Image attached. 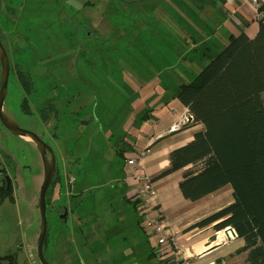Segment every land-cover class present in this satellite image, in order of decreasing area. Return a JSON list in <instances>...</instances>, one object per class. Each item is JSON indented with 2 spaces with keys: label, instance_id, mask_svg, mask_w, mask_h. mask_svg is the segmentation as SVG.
I'll return each instance as SVG.
<instances>
[{
  "label": "rangeland",
  "instance_id": "obj_1",
  "mask_svg": "<svg viewBox=\"0 0 264 264\" xmlns=\"http://www.w3.org/2000/svg\"><path fill=\"white\" fill-rule=\"evenodd\" d=\"M6 1L15 8V14L8 15L5 9L3 12L0 3V38L10 60L4 111L22 128L37 133L51 145L64 190L69 191L66 174L72 171L73 176L78 178L75 189L81 193L74 196L73 203L66 197L58 200L52 193L55 183L51 184L47 193L46 259L51 264H64V253L57 252L55 245L61 237L66 240L71 236L78 237V244L71 251L74 264H88L89 254L105 253L109 245L113 246L114 254L121 257L122 263L128 261L130 249L135 254H149L150 238L134 224L136 211L132 203H118L109 214L102 216L97 212L103 201L115 197L111 190L114 184L110 182L108 186L106 183L108 173L115 168L117 154L110 150V141L105 145L104 135L97 131L99 126L94 121L103 114L104 104L108 112H113L126 102L131 89L124 70L140 74L139 63L151 67L154 62L160 65L168 60L171 62L173 47L161 43L162 35H155L152 39L151 30L145 31L151 28L150 23H145L146 18L137 24L142 10L136 12L134 6L118 9V5L116 8L104 7L92 1L95 11L115 13V19L109 21L112 24L106 38L108 41L100 48L96 36L88 38V32L82 29L85 21L80 20L81 0ZM137 31L140 43H133ZM18 69L29 75V92L18 77ZM200 70L197 69L195 75ZM1 76L0 62V90ZM172 86L175 87L174 84ZM87 113L94 115L89 126L82 122ZM0 125L3 124L0 122ZM3 127L8 138L0 137V145L13 154V162L8 168L9 176L15 178L16 196L15 201L8 198L0 205V256L14 255L17 264H42L38 256V239L42 221L39 200L44 181V162L33 141L29 146L21 136ZM88 186L96 188L90 195H84L83 190ZM101 194H106V198L99 200ZM216 197L231 201L232 190L226 187ZM67 205L79 210L77 216L90 220L91 231H110L112 237L107 239L109 243L105 246L104 240L101 242L96 238V246L93 245V240L89 239L93 233L88 229L84 232L88 239L82 237L77 220L74 221L71 216L65 223L61 215L64 212L62 207ZM140 207L138 203V212ZM221 237L218 234V238ZM144 239H148V242L145 240L146 245ZM0 264H8V260H2Z\"/></svg>",
  "mask_w": 264,
  "mask_h": 264
},
{
  "label": "crops",
  "instance_id": "obj_2",
  "mask_svg": "<svg viewBox=\"0 0 264 264\" xmlns=\"http://www.w3.org/2000/svg\"><path fill=\"white\" fill-rule=\"evenodd\" d=\"M81 1L83 7L80 20L85 21V26L82 29L88 32V38L96 36L100 48L108 41L106 38L109 36L112 24L109 21L115 19V13L111 15L95 11L96 6L92 1L102 4L104 7L114 8L118 5V9H120L134 6L136 12L142 10L141 16L137 17V24L146 18L145 23H150L151 28H146L145 31L151 30L152 39L155 35L159 37L162 35L161 43L168 44L169 47L171 45L173 47L171 52L174 53L173 61L160 62L162 65L154 62L151 67H148V65L144 66L139 63L140 74L124 70L123 74L131 89L126 102H123L122 106L117 107L113 112L112 110L108 112V108L104 104L101 110L104 111L103 114L94 121L99 126L97 131L104 135L105 145L110 141V150L117 154L115 168H112L108 173V183H106L108 186L110 182L114 184L111 186V190L115 197L109 200L107 198L101 203L102 205L98 207L97 211L99 216L109 214L111 208L117 207L118 203L122 204L128 201L134 205L136 211L133 215L134 224L142 228L144 233L149 232L146 222L141 219L133 199L130 198L136 188L134 175L136 171H143L153 179L157 188L158 206L156 210H160L164 219L178 231L179 240L185 249L187 264H247L248 252H239L245 246L243 238L236 236L232 239L219 240L217 235L216 240L213 241L215 230L212 225L204 228H192V225L201 218L232 202L233 199L226 201L222 197H216L221 190L226 187L230 188V186L193 202L183 196L179 187L188 167L159 179L154 178L170 166V153L174 149L188 144L193 140L196 132L204 130V125L201 123H192L178 130H172L179 117L188 109L178 98L180 85L192 81L197 76L195 75L196 70H202L208 65L216 54L228 44L230 36L243 32L251 38L257 35L259 10L254 0ZM259 1L261 5H264V0ZM0 3L3 12L5 9L8 15L15 14L12 4L6 0H1ZM75 29L79 28L75 27ZM120 32L122 31L120 30ZM138 35L139 31L136 32L133 43H140ZM141 43L143 44L142 40ZM152 68L155 70L153 71ZM116 100H118L117 97ZM85 116L86 118L82 122L89 126L94 115L87 113ZM0 137L8 138V133L3 125H0ZM21 138L25 144L32 146L33 142L30 138ZM12 155L8 148L3 149L0 145V170L5 169L8 175V166L11 161L13 162ZM130 157H138L136 167L128 165L127 159ZM117 164L119 166H116ZM69 173L66 174V177L74 175L72 171ZM1 177L0 174V179ZM11 180L13 198L7 197L3 203L8 198L15 201V178H11ZM77 180L78 178H75L72 185L67 183L69 191H65L62 186V177L58 176L52 186L55 198L59 200L61 197H66L70 203H73L74 196L81 194L80 190L75 189ZM95 188L94 186L86 187V190H83L85 191L84 195H90ZM105 196L106 194H101L102 198L99 200L106 198ZM107 196L109 197L108 194ZM66 207L69 212L68 218L71 216L74 221L77 220V227L80 228L82 237L88 239L84 236V232L89 229V232L93 233L89 238L93 240V245L96 246V238L101 242L104 240L105 246L109 243L107 239L112 237L110 231H99V229L91 231L89 219L77 216L79 210L76 207L68 205ZM101 208L102 212H100ZM86 212L89 213L90 210L87 209ZM85 216L87 215L85 214ZM68 218L65 223L68 222ZM130 230L133 229L130 228ZM77 238L71 236L64 240L61 237L56 242V251L64 253V264H74L71 251L73 246L78 244ZM149 238L150 242L148 239H144L149 244L151 251L149 254L147 252L135 254V251L130 249L127 253L128 261L122 263L121 257L114 254L113 246L109 245L105 253L89 254L88 264H96L95 261L97 264H181L174 249L160 255L155 239L150 236ZM69 239L71 240L69 241ZM149 247L145 248L149 249ZM158 255L160 259L156 260Z\"/></svg>",
  "mask_w": 264,
  "mask_h": 264
},
{
  "label": "trees",
  "instance_id": "obj_3",
  "mask_svg": "<svg viewBox=\"0 0 264 264\" xmlns=\"http://www.w3.org/2000/svg\"><path fill=\"white\" fill-rule=\"evenodd\" d=\"M258 10L261 16L255 37L244 32L230 36L228 44L192 81L180 85L179 100L193 114L192 123L203 124L204 130L174 149L170 166L154 178L188 167L179 187L193 202L230 186L232 202L192 228H234L245 240L239 252H248L247 264H264V5ZM17 71L29 92L28 73ZM0 174L1 201L8 174L5 169ZM57 179L58 170L52 184ZM7 197L13 198L12 180ZM134 203L137 207L138 201ZM5 259L17 264L14 255L0 256V261Z\"/></svg>",
  "mask_w": 264,
  "mask_h": 264
},
{
  "label": "built area",
  "instance_id": "obj_4",
  "mask_svg": "<svg viewBox=\"0 0 264 264\" xmlns=\"http://www.w3.org/2000/svg\"><path fill=\"white\" fill-rule=\"evenodd\" d=\"M254 3L259 8L261 2L254 0ZM261 16L259 12V17ZM194 121L193 114L187 109L178 119L172 130H178L182 127L190 125ZM130 166L136 167L138 164V157H130L127 159ZM136 188L131 194V199L138 201L141 207L139 214L141 219L146 222L148 227L149 236L154 238L157 245V250L160 255H164L168 250L174 249L177 259L181 260V264H187L185 258V249L178 237V231L167 222L160 210H156L158 206V191L155 187L153 179L143 171H136L134 175ZM75 181L74 176L68 177V183L73 184ZM223 232L221 240L232 239L237 236L234 228L226 227L222 230L215 231L214 235Z\"/></svg>",
  "mask_w": 264,
  "mask_h": 264
},
{
  "label": "water",
  "instance_id": "obj_5",
  "mask_svg": "<svg viewBox=\"0 0 264 264\" xmlns=\"http://www.w3.org/2000/svg\"><path fill=\"white\" fill-rule=\"evenodd\" d=\"M0 62L2 65V76H1V90H0V122L5 126L11 133L21 137L30 138L37 146L43 162H44V181L40 190V211H41V231L38 239V256L42 264H51L45 257L44 244L47 238V193L53 182V179L57 173V162L53 148L49 145L41 136L37 133L24 129L18 125L13 119H11L4 111V101L7 95L8 81L10 75V60L6 48L0 38ZM11 177L6 175V188L3 197L1 198L0 205L3 203L8 193L10 192ZM64 212L61 218L67 221L68 209L66 206L63 207ZM213 241L216 240V236L212 237Z\"/></svg>",
  "mask_w": 264,
  "mask_h": 264
},
{
  "label": "bare ground",
  "instance_id": "obj_6",
  "mask_svg": "<svg viewBox=\"0 0 264 264\" xmlns=\"http://www.w3.org/2000/svg\"><path fill=\"white\" fill-rule=\"evenodd\" d=\"M219 234H220V235H223V232H220ZM221 238H222V237H221ZM219 240H221V239H219Z\"/></svg>",
  "mask_w": 264,
  "mask_h": 264
}]
</instances>
